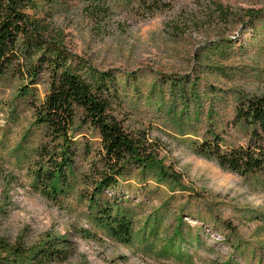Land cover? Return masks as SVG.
<instances>
[{
    "label": "rangeland",
    "instance_id": "374dc122",
    "mask_svg": "<svg viewBox=\"0 0 264 264\" xmlns=\"http://www.w3.org/2000/svg\"><path fill=\"white\" fill-rule=\"evenodd\" d=\"M87 1L34 0L38 7L26 10L62 31L67 49L118 73L123 97L113 111L128 130L147 131L157 156L156 168L131 170L123 188L140 214L136 231L151 219L158 233L129 244L115 240L89 217L79 186L58 201L34 190L45 129L6 75L0 202L8 208L0 236L64 235L74 242L71 264H264V174L243 177L194 149L214 127L230 144L250 139L234 120L241 97L264 93V0H108L104 15L91 13ZM251 9L263 16L249 18ZM169 76L185 82L165 83ZM46 80L38 83L41 98ZM164 172L170 177L158 175ZM179 231L190 255L174 259L163 246Z\"/></svg>",
    "mask_w": 264,
    "mask_h": 264
},
{
    "label": "trees",
    "instance_id": "16d2710c",
    "mask_svg": "<svg viewBox=\"0 0 264 264\" xmlns=\"http://www.w3.org/2000/svg\"><path fill=\"white\" fill-rule=\"evenodd\" d=\"M140 1L144 6L149 2ZM87 2L91 13L108 14V0ZM38 5L34 0H0V79L10 75L18 82V90L30 100L34 118L45 129L47 139L33 166V188L58 201L79 186L89 217L108 236L128 244L135 238H154L158 227L151 219L145 220L142 233L136 231L140 214L123 188L131 170L145 172L157 167L153 141L146 130H128L118 121L113 111L123 97L118 73L67 49L62 31L27 12L28 7ZM248 15L258 20L263 12L251 9ZM44 75L48 86L41 98L38 83ZM182 80L169 76L164 82L181 86ZM234 124H244L250 130L246 144L226 142L214 127L209 129L211 138L195 140L196 153L243 177L264 174V93L241 97ZM82 128L86 131L79 136L77 131ZM93 130L97 135L89 134ZM160 174L170 177L167 172ZM7 203L0 202V215L7 212ZM175 233L164 243L163 254L187 258L190 249L184 235ZM74 249L72 239L59 234L36 241L0 236V264H71Z\"/></svg>",
    "mask_w": 264,
    "mask_h": 264
}]
</instances>
